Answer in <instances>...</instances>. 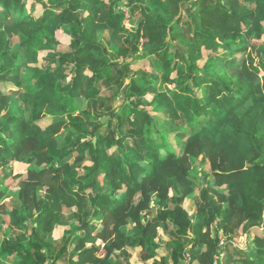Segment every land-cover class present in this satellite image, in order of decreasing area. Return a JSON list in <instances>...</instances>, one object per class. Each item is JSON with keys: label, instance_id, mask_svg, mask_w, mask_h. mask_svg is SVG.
Wrapping results in <instances>:
<instances>
[{"label": "trees", "instance_id": "trees-1", "mask_svg": "<svg viewBox=\"0 0 264 264\" xmlns=\"http://www.w3.org/2000/svg\"><path fill=\"white\" fill-rule=\"evenodd\" d=\"M141 60L151 71L133 68ZM17 162L27 177L11 190ZM9 190L0 221L16 229L0 228V264H117L127 247L152 264H264V235L250 240L264 226V0H0ZM66 209L70 228L49 239ZM240 228L247 248L235 245ZM160 229L172 239L157 259Z\"/></svg>", "mask_w": 264, "mask_h": 264}, {"label": "rangeland", "instance_id": "rangeland-1", "mask_svg": "<svg viewBox=\"0 0 264 264\" xmlns=\"http://www.w3.org/2000/svg\"><path fill=\"white\" fill-rule=\"evenodd\" d=\"M28 2V5L31 3V0H26ZM125 11H128V8L126 7L125 8ZM37 14L39 13L36 12ZM80 14L82 16H86V11H80ZM127 26H131L132 28L138 26V23L137 24H133L131 22L128 21L127 23ZM178 30H181V31H184L186 32V29L185 27L183 26V24L181 26H178L177 27ZM56 35H57V38L61 41V44L59 45V48L61 50H68L69 49V43H70V37L63 33L62 30H56ZM44 33L41 34L40 37H42ZM109 34L106 33L104 35V41L105 42H108L109 41ZM222 53V51L220 52ZM46 55V52H40V62L38 63V65H42L44 63V60L42 59L44 56ZM205 60L204 59H201L198 61V65L200 66H203ZM29 66H34L35 64H31V63H28ZM133 68L135 70L137 69H144V70H147V71H151V67L149 65V61L148 60H141V62H138L136 64L133 65ZM23 75H24V71H23ZM11 81V80H9ZM3 89L9 91V90H13V88L10 87V85L8 83H4V86H3ZM103 90L106 92L107 90H105V88H103ZM22 90H18V92H21ZM111 92V90L108 92V94ZM201 94L202 95H206L205 91H201ZM152 95V94H150ZM119 102L116 101L114 102V105H118ZM81 109L84 108V105H81L80 106ZM160 119V118H159ZM166 119V116H162L161 117V130H163V127H164V124L163 123V120ZM52 122V118L51 117H47L45 118L44 120L40 121V125L42 127H45L46 125L50 124ZM131 126L130 125H127L126 126V129H129ZM166 137V136H165ZM63 138L60 140V142H63ZM169 141L170 143L172 144V146L174 147L175 151L177 152L178 155L182 154L183 152V148H184V143L177 140L176 138H169ZM136 144V141L133 139V138H129L128 141H127V145L129 146H134ZM28 167L29 165L25 164V163H14L13 165V170H12V174L11 176L15 179L13 184H11V190H14V189H17L21 180L22 179H25L27 177V172H28ZM199 169H206L207 171L210 172V169H209V166L207 163H201L198 165ZM3 183V182H2ZM11 190L5 192V195H3V193H0V206H5V209L6 211L8 212L9 211V207L8 205L4 204L6 203L7 201L11 200L12 196H13V193L11 192ZM139 196H137L136 198L138 199ZM197 197V195H196ZM197 198L193 197V198H189V199H186L184 201V206L190 210V211H195L197 210ZM155 204V206L153 207V210H154V214L150 211L148 213V215L146 216V218H148V220L152 219L153 218V215H156V212H157V207L158 205L153 201L152 202V206ZM74 213L73 210H70V209H66L65 212H64V215L61 216V223L57 224L55 227V230L52 234L48 235L49 239H60L63 234H64V231L66 229H69L70 228V224L73 222V216H71L72 214ZM4 220V221H3ZM3 220L0 221V228H1V231H2V234H4V236H7L12 229H16V227L14 225H11L10 224V220H9V216L8 214H6L4 217H3ZM93 223L99 227L102 225V222L94 219L93 220ZM128 228L130 229L131 228V225L128 226ZM238 236L235 238V245L237 246H240L241 248H247L248 246V237L246 235V233L243 232V228H240L238 230ZM18 233H22L20 230H18ZM264 235V226L263 227H258V228H255L252 232V235L250 237V240H252L255 236H259V237H263ZM168 238L169 239H172V236L168 234ZM171 241V240H170ZM100 243V241H99ZM102 245V243H100ZM8 263V262H7ZM60 264H62V262H60Z\"/></svg>", "mask_w": 264, "mask_h": 264}, {"label": "crops", "instance_id": "crops-1", "mask_svg": "<svg viewBox=\"0 0 264 264\" xmlns=\"http://www.w3.org/2000/svg\"><path fill=\"white\" fill-rule=\"evenodd\" d=\"M20 163V162H18ZM155 204L153 205V207ZM151 212L154 214V210L152 209ZM146 213L144 214V219L147 221ZM155 215H153L154 217ZM160 232V242L163 246L162 249L159 250V255L156 257L157 259H160V257L165 256L167 254L166 247L167 243L170 242L171 239L168 238L167 232H165L163 229L159 230ZM102 246V245H101ZM102 250V249H100ZM142 249L140 247H127L119 252H117L113 258L112 261H114L117 264H152L153 259L144 261L142 258Z\"/></svg>", "mask_w": 264, "mask_h": 264}, {"label": "water", "instance_id": "water-1", "mask_svg": "<svg viewBox=\"0 0 264 264\" xmlns=\"http://www.w3.org/2000/svg\"><path fill=\"white\" fill-rule=\"evenodd\" d=\"M107 118H108V117H105V118L103 119V122H105ZM94 141H95V140H94ZM201 174H202V173H201ZM202 181H203L204 184L206 183V178H205V176H202ZM216 264H221V259H217Z\"/></svg>", "mask_w": 264, "mask_h": 264}]
</instances>
